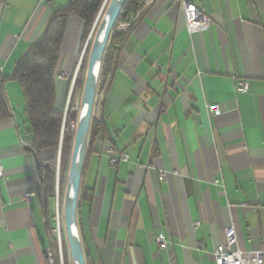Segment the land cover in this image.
I'll return each instance as SVG.
<instances>
[{
  "label": "crops",
  "instance_id": "1",
  "mask_svg": "<svg viewBox=\"0 0 264 264\" xmlns=\"http://www.w3.org/2000/svg\"><path fill=\"white\" fill-rule=\"evenodd\" d=\"M188 1L209 17L206 31H187L179 0H152L144 10L143 0L131 30L110 35L99 76L109 84L93 111L107 131L89 147L87 140L76 211L89 264H214L229 225L233 251H264V0ZM69 2L0 0L8 113L0 120V264H46L52 245L55 199H45L41 163L54 152L37 156L23 142L24 95L9 78ZM83 29L81 19L67 18L59 111L68 108ZM239 80L248 81L247 93L234 92ZM122 155L128 160L111 163Z\"/></svg>",
  "mask_w": 264,
  "mask_h": 264
},
{
  "label": "trees",
  "instance_id": "2",
  "mask_svg": "<svg viewBox=\"0 0 264 264\" xmlns=\"http://www.w3.org/2000/svg\"><path fill=\"white\" fill-rule=\"evenodd\" d=\"M142 1L126 0L115 26L124 22H131L132 17L140 10ZM106 2L107 0H70L65 7L55 13L51 18L43 38L34 43L17 61L13 73L9 78L18 83L24 95L23 114L26 118L27 127L23 129L21 135L23 142L32 151H35L37 156L41 155V152L44 150L51 149L54 152L51 158L45 160L44 164L43 162L41 163L44 174L43 189L45 199L52 196L57 158L59 160V177L61 178L71 154L76 125L75 128L74 125H71L68 114L69 109L73 106V95L81 87V81L78 80L77 72L66 115L64 116L63 111L56 110V65L65 34L66 20L70 16H76L82 20L84 25L80 50L82 51L91 29L94 26L95 33L103 17ZM94 33H92L81 58V68L84 62L87 61L89 46L91 45ZM110 49L111 46L105 51L100 70L102 76L106 68L105 63L107 57L110 55ZM3 83L4 80H0V120L8 117L4 95L1 91ZM106 131L105 125L99 123L97 118H92L88 135V147L98 133H106ZM81 196H83V188H80ZM77 222L79 229V219H77ZM51 241L53 242V240ZM81 244L85 263L89 264L82 239Z\"/></svg>",
  "mask_w": 264,
  "mask_h": 264
},
{
  "label": "water",
  "instance_id": "3",
  "mask_svg": "<svg viewBox=\"0 0 264 264\" xmlns=\"http://www.w3.org/2000/svg\"><path fill=\"white\" fill-rule=\"evenodd\" d=\"M125 1L126 0H111L95 33L94 27L92 29L94 37L89 54V66L80 101V110L73 138L70 168L63 199L64 229L73 264H86L76 220L80 182L90 123L92 118H94L95 93L104 59V53ZM90 37L91 36L89 35L83 52L86 50ZM81 58L82 55L79 59L74 76L78 70ZM66 109L67 105L63 111L64 116L66 115Z\"/></svg>",
  "mask_w": 264,
  "mask_h": 264
},
{
  "label": "built area",
  "instance_id": "4",
  "mask_svg": "<svg viewBox=\"0 0 264 264\" xmlns=\"http://www.w3.org/2000/svg\"><path fill=\"white\" fill-rule=\"evenodd\" d=\"M151 1L152 0H144L143 10L150 5ZM179 5H181L183 8V16L186 29L190 34L201 33L208 29V27L210 26V19L206 14L197 9L196 6L188 0H179ZM132 25V22L121 23L117 26H114L112 33L127 34L131 30ZM66 78V75L64 73H61L56 77V80L62 81ZM109 79L110 77L107 76L102 83H100V79H98L95 101H99L103 97L108 87ZM74 82L75 80L72 81L71 85H73ZM248 90L249 83L246 80H239L234 84V92L236 94H245L248 92ZM208 111L211 115L214 116L219 115L220 113L219 107L216 104L210 105L208 107ZM110 153H112V151ZM120 160L127 161L128 156L122 155V157L120 158H115L112 156V158H110L112 164L118 163ZM2 163L3 162L0 154V181L4 179V170ZM159 177L161 180L165 181L167 179V174L162 172L159 174ZM28 199L29 196H25L24 198H22V201L28 202ZM262 203L264 204V200L262 201ZM198 225L199 222H196L194 224L195 227H197ZM64 231L63 208L61 210V216H59V205L55 202V214L52 218V224L48 228L49 235L53 242L51 247L47 249L44 254L46 264H64L62 251V232ZM224 238L225 242L221 245H218L214 250V264H264V251L242 252L240 250H232V247L236 243V234L232 225H229L224 229ZM165 242L166 240L163 236H159L156 239L158 248H163L165 246ZM197 246L201 247L202 245L201 243H198Z\"/></svg>",
  "mask_w": 264,
  "mask_h": 264
},
{
  "label": "rangeland",
  "instance_id": "5",
  "mask_svg": "<svg viewBox=\"0 0 264 264\" xmlns=\"http://www.w3.org/2000/svg\"><path fill=\"white\" fill-rule=\"evenodd\" d=\"M109 3H110V0H107V2L105 4V7H104L105 10L103 9L104 13H105ZM92 29H91L90 34H89L90 36L92 34ZM69 33H70V31L67 32V35H69ZM82 38H83V36H82ZM81 42H82V39L80 41V47H81ZM92 42H93V37H92L91 45L89 46L87 61L84 62L82 68H81V64H80V66L78 68V71H77L78 72V80L81 81V87H80L79 90L75 91V93L73 95V97H74L73 98V106L69 109V114H68L69 118L68 119H69L71 125H74V128H75V125L77 124L79 108H80V101H81L83 86H84L85 79H86V74H87V69H88V60H89V54H90ZM66 44H67V42L65 40L64 43H63V46H65ZM85 46H86V42H85L84 48H85ZM64 52H65L64 54L66 55L67 52L66 51H64ZM67 55H68V53H67ZM71 55L72 56H69V58H70L69 60L73 61L72 58L75 59V57H76L75 53L71 54ZM77 72H76V75H77ZM100 74H101V72H100ZM76 75H75V78H76ZM63 82H67V81H63ZM63 82L61 80H56V93H57V89H58L59 85H61ZM66 111H68V108H67ZM71 113L74 114V115H72L73 117H71ZM25 122H26V120H25ZM72 148H73V143H72ZM72 148H71V153H72ZM33 152H35V151H33ZM70 161H71V154L69 156L67 166H66L65 171L63 172V175H62L61 178L59 177V167H58V165H56V169H55V178H54V185H53V188H52V196L54 197L55 202L58 203V205H59V216H61V210L63 208L64 192H65L66 183H67V179H68ZM62 242H63L62 243V251H63L64 264H73L72 263L71 252H70V249H69V246H68V242H67V239H66V236H65V231L62 232Z\"/></svg>",
  "mask_w": 264,
  "mask_h": 264
},
{
  "label": "bare ground",
  "instance_id": "6",
  "mask_svg": "<svg viewBox=\"0 0 264 264\" xmlns=\"http://www.w3.org/2000/svg\"><path fill=\"white\" fill-rule=\"evenodd\" d=\"M110 2H111V0H110ZM89 66V65H88ZM80 110V109H79ZM72 115H74L73 113H71V117H73Z\"/></svg>",
  "mask_w": 264,
  "mask_h": 264
}]
</instances>
